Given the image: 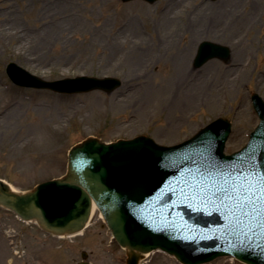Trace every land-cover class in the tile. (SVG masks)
<instances>
[{
	"label": "rangeland",
	"instance_id": "374dc122",
	"mask_svg": "<svg viewBox=\"0 0 264 264\" xmlns=\"http://www.w3.org/2000/svg\"><path fill=\"white\" fill-rule=\"evenodd\" d=\"M203 41L228 47L230 59L194 68ZM170 51L187 60L183 77L164 79ZM10 62L48 81L115 77L121 85L81 95L19 88L5 74ZM252 93L264 100V0H0V178L17 191L63 176L70 148L90 137L142 135L171 146L227 118L226 152H235L258 124ZM110 241L98 212L82 235L59 239L0 208V264H77L83 251L91 264H124ZM142 264L178 263L154 253Z\"/></svg>",
	"mask_w": 264,
	"mask_h": 264
},
{
	"label": "water",
	"instance_id": "95a60500",
	"mask_svg": "<svg viewBox=\"0 0 264 264\" xmlns=\"http://www.w3.org/2000/svg\"><path fill=\"white\" fill-rule=\"evenodd\" d=\"M223 52L222 48L204 43L199 49L198 59H202H197L195 65L213 56L224 57ZM77 81L82 84L74 88L80 91L97 88L110 91L119 85L111 79ZM38 82V87L63 90L60 86L64 82ZM254 100L259 111H264V104L255 96ZM213 125L215 134L204 135L208 127L199 133L202 138L195 144L207 146L188 151L182 158L177 149L159 148L144 138L110 145L88 139L70 151L68 172L62 179L40 184L24 194H14L0 182V205L22 220L37 221L49 232L71 235L85 227L93 201L117 242L132 256L129 264H136V252L156 247L175 254L186 264L210 260L220 254L208 253L219 248L216 241L198 245L183 241L182 228H172L175 236L171 241L168 232L163 235L156 228L151 231L147 227L145 223L153 216L150 209L156 199L160 206L167 199L170 207H165V211L174 210L168 213H176V217L195 223L189 226V234L193 235V230L198 231L200 237L216 234L225 239V245L234 250L232 254L237 258L249 264H264V123L251 137L247 152L234 160L219 159L217 155L228 136V122L218 120ZM204 157L206 160H201ZM220 161L225 165L232 163L230 167L214 165ZM198 174L201 178L196 185L188 182ZM249 183L256 186L257 195L262 198L246 204L243 188ZM205 201H211L207 216L200 214L198 205ZM223 223L226 226L223 227ZM196 224L220 228L215 232H202Z\"/></svg>",
	"mask_w": 264,
	"mask_h": 264
},
{
	"label": "bare ground",
	"instance_id": "6f19581e",
	"mask_svg": "<svg viewBox=\"0 0 264 264\" xmlns=\"http://www.w3.org/2000/svg\"><path fill=\"white\" fill-rule=\"evenodd\" d=\"M176 2H178V1H176ZM148 48L150 49L151 52H153L154 49H156V45H150ZM170 52H171V57H172L171 61H163L164 67L165 68L167 67L168 70H169V74L167 76H165L164 79H174V78L183 77L188 72L187 71V67H188L187 60L183 59L184 57L182 58L181 56H179L178 53H175L173 51H170ZM178 57H180V59H178ZM150 59L146 63L145 70H149L150 67L152 66V64L154 63V60H152V59L150 60ZM257 80H258L257 84H259V82H263V81H261V78H258ZM197 85H198V87L201 88L199 83H197ZM195 89H197V86H196V84H193L190 87V90L193 91L194 94H195V95H193V97L194 96L200 97L202 95V93L200 91H198V92L195 91ZM117 105L120 106L121 104H117ZM58 122H59V119H58ZM94 212H95V208L93 207L92 208V213H94ZM151 254H153V253H151ZM150 255H147V256H150Z\"/></svg>",
	"mask_w": 264,
	"mask_h": 264
},
{
	"label": "snow or ice",
	"instance_id": "6c2138e0",
	"mask_svg": "<svg viewBox=\"0 0 264 264\" xmlns=\"http://www.w3.org/2000/svg\"><path fill=\"white\" fill-rule=\"evenodd\" d=\"M264 191V190H262ZM244 192V200L243 203H255L256 201L260 200L262 196L257 195V189L254 184L249 183L247 188H243ZM239 194V192H238Z\"/></svg>",
	"mask_w": 264,
	"mask_h": 264
}]
</instances>
